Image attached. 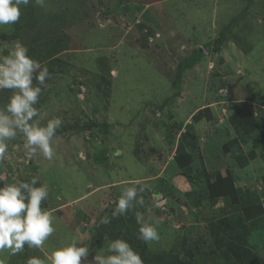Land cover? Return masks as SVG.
I'll use <instances>...</instances> for the list:
<instances>
[{"label":"rangeland","instance_id":"374dc122","mask_svg":"<svg viewBox=\"0 0 264 264\" xmlns=\"http://www.w3.org/2000/svg\"><path fill=\"white\" fill-rule=\"evenodd\" d=\"M17 42L49 73L29 123L61 125L51 159H29L19 131L6 141L0 187L47 185L55 231L4 264H51L72 243L95 264L116 239L143 264H264V0H30L0 25V53ZM218 177L233 196L212 195ZM133 186L143 204L112 218ZM142 224L159 240L138 239Z\"/></svg>","mask_w":264,"mask_h":264},{"label":"clouds","instance_id":"9594fccd","mask_svg":"<svg viewBox=\"0 0 264 264\" xmlns=\"http://www.w3.org/2000/svg\"><path fill=\"white\" fill-rule=\"evenodd\" d=\"M29 2L30 0H0V25L16 23L20 18V6H27ZM36 3L42 5L43 0H36ZM27 53L28 49L19 42L7 55L0 53V89L14 90L9 102L0 109V159L7 152L6 141L15 138L18 131L23 134L29 159L37 151L51 159V141L61 125L59 118L48 121L43 127L38 121L29 123L34 117H39V111L34 105L38 102L41 87L33 86V80L43 85L49 73L47 67H42L40 62ZM36 184L37 179L33 178L30 183L0 187V252L7 249L12 255H16L23 251L25 244L29 248H40L55 231L51 213L41 209V202L49 195L48 187H36ZM134 200L143 204V198L138 199L137 188L133 186L124 189L115 201L112 218L126 214ZM101 223L108 224L110 220L104 217ZM138 239L145 243L158 241L157 228L142 224ZM76 245L72 243L53 251L49 257L51 264H81L82 258L88 256L89 249L87 246ZM108 250L114 254L95 255V264H143L139 254L124 240L111 241ZM0 264H4L2 259ZM27 264H44V261L31 257Z\"/></svg>","mask_w":264,"mask_h":264},{"label":"trees","instance_id":"16d2710c","mask_svg":"<svg viewBox=\"0 0 264 264\" xmlns=\"http://www.w3.org/2000/svg\"><path fill=\"white\" fill-rule=\"evenodd\" d=\"M200 56H201V53L199 51H196L186 62L181 64L180 70L184 69L185 67L187 68L190 64L197 62L199 60ZM0 109H3V107H0ZM193 117H195V115H193ZM235 127H237V126H235ZM245 127H247V131L250 130V129H248V124H246ZM232 191H234V190H233L232 181L230 180V177H226V178L225 177H218V182L216 183L215 188L211 189V193L215 197H225L227 195L233 196ZM172 259L177 260V256H173L171 258V260ZM152 262H155V261L153 260ZM173 264H182V263L179 261H174Z\"/></svg>","mask_w":264,"mask_h":264}]
</instances>
